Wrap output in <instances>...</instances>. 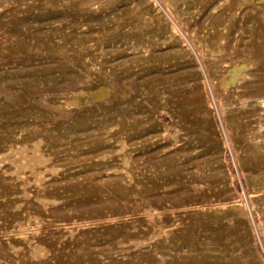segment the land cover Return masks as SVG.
Returning a JSON list of instances; mask_svg holds the SVG:
<instances>
[{
  "label": "rangeland",
  "instance_id": "1",
  "mask_svg": "<svg viewBox=\"0 0 264 264\" xmlns=\"http://www.w3.org/2000/svg\"><path fill=\"white\" fill-rule=\"evenodd\" d=\"M0 264H264V0H0Z\"/></svg>",
  "mask_w": 264,
  "mask_h": 264
},
{
  "label": "bare ground",
  "instance_id": "2",
  "mask_svg": "<svg viewBox=\"0 0 264 264\" xmlns=\"http://www.w3.org/2000/svg\"><path fill=\"white\" fill-rule=\"evenodd\" d=\"M46 179V178H45ZM47 180V179H46ZM71 183V182H70ZM57 186V184L56 183H53L52 185H51V188L50 189H48L47 191H49V192H53V191H56L57 190V188H58V186ZM60 186V185H59ZM79 194V193H78ZM29 208V207H28ZM53 212V211H52Z\"/></svg>",
  "mask_w": 264,
  "mask_h": 264
}]
</instances>
